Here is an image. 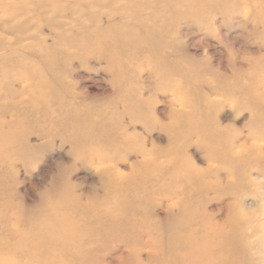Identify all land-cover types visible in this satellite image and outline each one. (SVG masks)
Returning <instances> with one entry per match:
<instances>
[{"label": "rangeland", "instance_id": "1", "mask_svg": "<svg viewBox=\"0 0 264 264\" xmlns=\"http://www.w3.org/2000/svg\"><path fill=\"white\" fill-rule=\"evenodd\" d=\"M31 8L0 7V252L34 234L40 264H176L200 234L160 170L217 259L264 264V0H94L43 48Z\"/></svg>", "mask_w": 264, "mask_h": 264}, {"label": "bare ground", "instance_id": "2", "mask_svg": "<svg viewBox=\"0 0 264 264\" xmlns=\"http://www.w3.org/2000/svg\"><path fill=\"white\" fill-rule=\"evenodd\" d=\"M154 1V0H152ZM157 1V0H155ZM94 0H0V7H5L8 5H26L30 4L34 8H31L29 11H26L25 15L30 16V23L28 26L32 27V32L35 33L34 37L41 39V34L39 29L45 28L44 25H48L50 33L48 36H63L68 34L70 31L74 30L77 26H79V22L82 20L81 9L84 6H91ZM24 15V13H23ZM57 18V21H56ZM42 22L45 24L42 25ZM41 31V30H40ZM38 34V35H37ZM41 35V36H40ZM45 39L40 42H37L38 48L44 47ZM54 42H52L53 44ZM51 44V45H52ZM56 45H61V48L65 46L62 44V41L59 43H55ZM46 48V46H45ZM66 48V47H65ZM233 141L226 142L225 150L223 152V157L225 160H229L231 157L237 156L239 150L234 146ZM231 156V157H230ZM156 162L155 160L148 161L147 159L141 161L143 166L153 165L152 163ZM171 163L167 162L166 166H170ZM156 166H160L156 164ZM152 174L148 175V177L152 178L150 180H154L161 182V185L157 188V191L160 192L165 198L166 202H168L167 208L176 207L179 211L188 210L185 213V218L182 221L186 228H191L193 225L198 224V233L199 236L189 234L186 239L182 241V248L185 250V254L180 256L178 262L176 264H223L221 259H217L215 253L220 249V241L215 239L214 237H210L207 234V226L204 225L200 214H196L197 212H193L188 208L186 187L190 186V181L188 179L181 180V183L177 184L178 178L175 175L168 176L165 180L160 176L161 171L155 170L151 172ZM138 176V177H137ZM116 180L125 181L128 184V189L133 186L135 183L139 182V174L131 173L126 177H122L120 174L116 173ZM162 178V179H161ZM161 180V181H160ZM126 189L127 192L129 190ZM142 188H134L132 189V193H140L143 192ZM131 191V190H130ZM130 193V192H129ZM130 193V194H132ZM189 194V192H188ZM191 194V192H190ZM195 231V232H196ZM202 233V234H201ZM161 240V239H160ZM47 244V241L41 238L36 237L34 234L27 238V244L23 247H15L13 250L5 252H0V264H40V258L44 257V259L53 255L51 250H44V245ZM55 252V250H53ZM55 255V254H54Z\"/></svg>", "mask_w": 264, "mask_h": 264}]
</instances>
